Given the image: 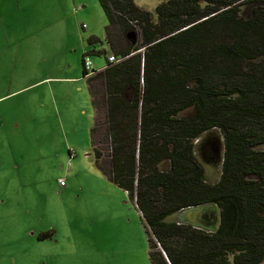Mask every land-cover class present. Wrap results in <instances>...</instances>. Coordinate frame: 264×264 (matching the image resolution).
Returning a JSON list of instances; mask_svg holds the SVG:
<instances>
[{
  "label": "trees",
  "instance_id": "1",
  "mask_svg": "<svg viewBox=\"0 0 264 264\" xmlns=\"http://www.w3.org/2000/svg\"><path fill=\"white\" fill-rule=\"evenodd\" d=\"M97 2L108 51L93 48L81 64L93 113L103 116L108 160L93 146V121V162L140 214L149 263L261 264L264 0H166L155 21L133 0ZM244 5L252 6L248 18ZM94 55L107 56L98 72L92 63L86 70ZM110 55L119 61L108 63ZM211 130L223 143L214 183L195 153ZM212 205V230L167 220Z\"/></svg>",
  "mask_w": 264,
  "mask_h": 264
},
{
  "label": "rangeland",
  "instance_id": "2",
  "mask_svg": "<svg viewBox=\"0 0 264 264\" xmlns=\"http://www.w3.org/2000/svg\"><path fill=\"white\" fill-rule=\"evenodd\" d=\"M165 1L133 0L154 21ZM106 25L97 0H0V264H150L140 214L93 162V121V146L103 163L108 155L81 60L93 48L108 51ZM91 36L101 43L88 46ZM106 57L89 56L94 71ZM195 153L206 182L218 181L219 132L204 134ZM200 210L192 226L212 230L218 208ZM185 212L167 220L186 224ZM47 231L53 238L39 242Z\"/></svg>",
  "mask_w": 264,
  "mask_h": 264
},
{
  "label": "water",
  "instance_id": "3",
  "mask_svg": "<svg viewBox=\"0 0 264 264\" xmlns=\"http://www.w3.org/2000/svg\"><path fill=\"white\" fill-rule=\"evenodd\" d=\"M204 212L200 209H189L185 212V216L187 218V220L185 221L186 224H189L188 222L190 221H194L195 224H190V225H198L200 223V215L201 213ZM190 220V221H189Z\"/></svg>",
  "mask_w": 264,
  "mask_h": 264
},
{
  "label": "built area",
  "instance_id": "4",
  "mask_svg": "<svg viewBox=\"0 0 264 264\" xmlns=\"http://www.w3.org/2000/svg\"><path fill=\"white\" fill-rule=\"evenodd\" d=\"M108 63H117L119 60L118 59H116L113 55H110L109 57H108ZM86 70L87 71H90L91 72V62L87 59L86 60ZM198 142V140H196L195 141V144ZM59 185L62 187V186H64V182L63 181H60L59 182Z\"/></svg>",
  "mask_w": 264,
  "mask_h": 264
},
{
  "label": "crops",
  "instance_id": "5",
  "mask_svg": "<svg viewBox=\"0 0 264 264\" xmlns=\"http://www.w3.org/2000/svg\"><path fill=\"white\" fill-rule=\"evenodd\" d=\"M50 238L51 239L53 238L52 233H50V232L47 231V232L42 233V236L38 237V241L40 242V241H43V240H46V239H50ZM58 251L59 250L57 249V257L61 256Z\"/></svg>",
  "mask_w": 264,
  "mask_h": 264
}]
</instances>
